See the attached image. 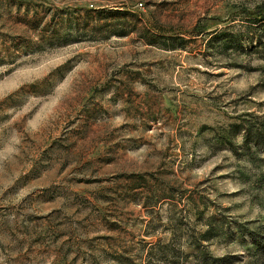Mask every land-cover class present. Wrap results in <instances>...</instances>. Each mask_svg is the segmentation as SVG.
I'll use <instances>...</instances> for the list:
<instances>
[{"label": "rangeland", "instance_id": "1", "mask_svg": "<svg viewBox=\"0 0 264 264\" xmlns=\"http://www.w3.org/2000/svg\"><path fill=\"white\" fill-rule=\"evenodd\" d=\"M264 0H0V264H264Z\"/></svg>", "mask_w": 264, "mask_h": 264}, {"label": "trees", "instance_id": "2", "mask_svg": "<svg viewBox=\"0 0 264 264\" xmlns=\"http://www.w3.org/2000/svg\"><path fill=\"white\" fill-rule=\"evenodd\" d=\"M247 18L252 25H260L264 27V3L261 7L256 9L255 11H247ZM260 48L262 49L263 57H264V39H262L259 43Z\"/></svg>", "mask_w": 264, "mask_h": 264}]
</instances>
